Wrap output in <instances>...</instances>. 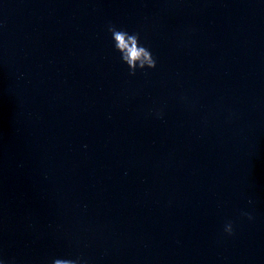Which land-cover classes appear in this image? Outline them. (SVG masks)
Returning a JSON list of instances; mask_svg holds the SVG:
<instances>
[{"label":"clouds","instance_id":"clouds-1","mask_svg":"<svg viewBox=\"0 0 264 264\" xmlns=\"http://www.w3.org/2000/svg\"><path fill=\"white\" fill-rule=\"evenodd\" d=\"M107 31L111 33L114 47L120 53L121 60L127 64L130 75H135L137 69H154L156 67V58L148 48L141 45L139 33L130 34L123 29H118L111 23L107 26ZM249 203L251 204L252 201L249 200ZM241 215L249 221L254 219L250 212H242ZM224 232L228 235L234 234V227L231 221L225 224ZM0 264H22V262L17 257L9 256L0 249ZM51 264H88V261L82 256L76 258H53Z\"/></svg>","mask_w":264,"mask_h":264}]
</instances>
